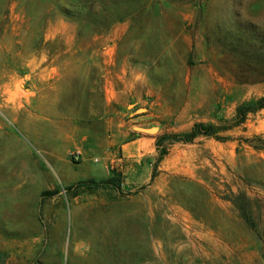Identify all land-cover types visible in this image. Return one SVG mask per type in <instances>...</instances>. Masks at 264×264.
Returning a JSON list of instances; mask_svg holds the SVG:
<instances>
[{
  "label": "rangeland",
  "instance_id": "1",
  "mask_svg": "<svg viewBox=\"0 0 264 264\" xmlns=\"http://www.w3.org/2000/svg\"><path fill=\"white\" fill-rule=\"evenodd\" d=\"M262 45L264 0H0V264H264Z\"/></svg>",
  "mask_w": 264,
  "mask_h": 264
},
{
  "label": "crops",
  "instance_id": "2",
  "mask_svg": "<svg viewBox=\"0 0 264 264\" xmlns=\"http://www.w3.org/2000/svg\"><path fill=\"white\" fill-rule=\"evenodd\" d=\"M129 97H137L135 93H125V92H115L114 93V100L116 102L124 101L125 99H128ZM108 100V95H106V101ZM110 144V143H109ZM113 146L115 143H112ZM109 146V145H107ZM151 144L147 141H142L140 138L134 139L129 141L126 144H123L119 147V157L116 158L115 156L110 160V164L114 162H130L133 161V159L138 158L139 156H144L145 154L150 152ZM89 167L85 168L87 170ZM108 169V163L105 161L103 162L102 166L99 169L94 168V173L87 174L84 176V178H92L95 177L96 173H104V171H107ZM108 174V172H107ZM71 181H78L77 178H73Z\"/></svg>",
  "mask_w": 264,
  "mask_h": 264
},
{
  "label": "trees",
  "instance_id": "3",
  "mask_svg": "<svg viewBox=\"0 0 264 264\" xmlns=\"http://www.w3.org/2000/svg\"><path fill=\"white\" fill-rule=\"evenodd\" d=\"M256 104H257V107H256L257 110L264 109V97L260 98ZM251 110H255V109H251ZM244 116L245 114L242 116V120L244 119ZM215 130L216 129L213 126H204L202 124H195L193 128L191 129V131L188 134L182 136V139L180 140L185 143H191L199 135L209 136V137L215 136ZM110 180L111 179H107L103 183H109ZM44 194L54 195L56 194V192L52 191V192H46Z\"/></svg>",
  "mask_w": 264,
  "mask_h": 264
},
{
  "label": "bare ground",
  "instance_id": "4",
  "mask_svg": "<svg viewBox=\"0 0 264 264\" xmlns=\"http://www.w3.org/2000/svg\"><path fill=\"white\" fill-rule=\"evenodd\" d=\"M78 248V247H77ZM102 263V262H101Z\"/></svg>",
  "mask_w": 264,
  "mask_h": 264
},
{
  "label": "built area",
  "instance_id": "5",
  "mask_svg": "<svg viewBox=\"0 0 264 264\" xmlns=\"http://www.w3.org/2000/svg\"><path fill=\"white\" fill-rule=\"evenodd\" d=\"M75 160H76V158H75Z\"/></svg>",
  "mask_w": 264,
  "mask_h": 264
}]
</instances>
